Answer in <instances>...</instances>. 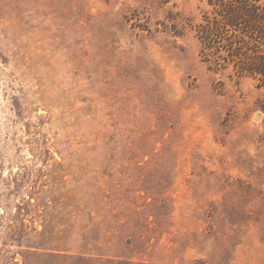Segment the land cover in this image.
<instances>
[{
    "label": "rangeland",
    "instance_id": "374dc122",
    "mask_svg": "<svg viewBox=\"0 0 264 264\" xmlns=\"http://www.w3.org/2000/svg\"><path fill=\"white\" fill-rule=\"evenodd\" d=\"M211 13L0 0V264H264V84Z\"/></svg>",
    "mask_w": 264,
    "mask_h": 264
},
{
    "label": "trees",
    "instance_id": "16d2710c",
    "mask_svg": "<svg viewBox=\"0 0 264 264\" xmlns=\"http://www.w3.org/2000/svg\"><path fill=\"white\" fill-rule=\"evenodd\" d=\"M212 13L199 27L201 54L218 70L223 49L237 74L254 76L264 84V0H209ZM222 45V46H221Z\"/></svg>",
    "mask_w": 264,
    "mask_h": 264
}]
</instances>
